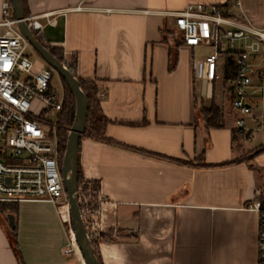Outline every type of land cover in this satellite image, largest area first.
I'll return each mask as SVG.
<instances>
[{
  "label": "crops",
  "instance_id": "0c3cea01",
  "mask_svg": "<svg viewBox=\"0 0 264 264\" xmlns=\"http://www.w3.org/2000/svg\"><path fill=\"white\" fill-rule=\"evenodd\" d=\"M25 1L27 16L83 7L59 15L43 32L46 45L62 51L78 78L95 83L109 121V140L83 135L78 151L81 180L100 187L106 200L102 221L113 232L97 249L102 264H257L259 217L247 204L261 194L264 151L255 150L264 138L250 141L255 132L264 136V129L238 135L232 105V122L224 116L222 128H207L200 105L210 101L196 93L194 49L167 36V12L188 3L232 11V1ZM232 13L261 26L264 0H240ZM221 93L222 104H230ZM62 210L67 219L68 210ZM7 213L0 212V264H19ZM15 222L24 264H74L63 253L66 232L55 205L23 202Z\"/></svg>",
  "mask_w": 264,
  "mask_h": 264
},
{
  "label": "built area",
  "instance_id": "2783aa9c",
  "mask_svg": "<svg viewBox=\"0 0 264 264\" xmlns=\"http://www.w3.org/2000/svg\"><path fill=\"white\" fill-rule=\"evenodd\" d=\"M231 1L232 11L239 10L240 0ZM82 8L78 5L25 16L24 21L45 45V25H56L59 15ZM232 11L219 4L188 3L182 10L166 14L183 45L212 49L202 57H195L194 52L192 55L191 75L199 83L198 99L211 101L216 86L222 85L239 114L235 121L237 133L246 137L264 129V23L257 26ZM17 23L10 3L4 0L0 19V203H51L63 223L66 218L62 206L69 209V205L60 173L57 119L64 94L52 86L54 71L38 58ZM228 57L235 76L225 85ZM70 128L64 129L69 133ZM76 201L89 241L98 249L113 236L102 221L105 197L97 184L81 180ZM247 208L258 213L257 264H264V205L255 198Z\"/></svg>",
  "mask_w": 264,
  "mask_h": 264
},
{
  "label": "water",
  "instance_id": "95a60500",
  "mask_svg": "<svg viewBox=\"0 0 264 264\" xmlns=\"http://www.w3.org/2000/svg\"><path fill=\"white\" fill-rule=\"evenodd\" d=\"M10 1L14 17L18 20L17 26L19 30L25 35L24 37L29 45L35 50L41 60L49 65V67L55 71L62 80H64V83L67 85L75 99V115L70 131L67 134L65 150L60 165V173L62 181H64V190L68 200L71 228L75 235V240L80 249L81 255L85 264H100L84 229L80 216V209L76 201V191L79 183L78 151L80 139L84 135L86 127L88 110L87 97L81 90L79 81L74 73L67 68L62 61L52 55L48 48L36 39L31 30L27 27V24L24 21L25 15L22 0ZM6 218L10 228L15 229L17 223L15 222L14 214L7 213Z\"/></svg>",
  "mask_w": 264,
  "mask_h": 264
},
{
  "label": "trees",
  "instance_id": "16d2710c",
  "mask_svg": "<svg viewBox=\"0 0 264 264\" xmlns=\"http://www.w3.org/2000/svg\"><path fill=\"white\" fill-rule=\"evenodd\" d=\"M7 1L11 5V1L10 0H7ZM22 5L24 6L23 7L24 15L27 16L28 6H26L25 0H22ZM37 39L42 42L40 38H37ZM178 41L181 43L179 37H178ZM44 46L48 48V50L51 52L52 55H54L57 59H59L60 61L64 63L63 53L59 48L50 47L46 44ZM175 57L173 60V64L169 66V70H172L175 65V62H176ZM72 67H73V64L68 65V68L74 73V71L72 70ZM74 75L76 76L75 73ZM234 76H235V68L233 67L231 59H229L228 57L226 61V65H225L224 84L227 85L230 82H232V80L234 79ZM77 79L79 81L81 90L87 97V102H88V110H87L86 127L84 130V136L93 138L95 140L96 139L97 140H109L107 139L105 135V128L109 121L107 120V118L105 117V115L103 114L101 110L99 97H97L98 91L95 86V83L91 81H85V80L83 81L82 79L78 77ZM62 82H63L62 90L64 94V101H63V105L61 108L62 110H60L58 119H57V124L60 127V129L57 131V137H58L59 153H60L61 161H62V157L64 154L67 134H68L64 128L71 127L73 123L74 115H75V99L72 96V93L67 87V85L64 83V80ZM200 113H201V116L207 128H222L224 126V116L225 115H223L222 108L216 104L214 98L210 101V104L208 106L203 105L200 108ZM261 151H264V145L259 146L255 150V152L257 153ZM78 177H79L78 182L80 183L81 177H80L79 170H78ZM258 198L264 205V192H262ZM0 212L1 213L10 212L16 216L18 212V204L10 203V202L0 203ZM8 235H9L11 247L13 249V252H15L14 254L19 264H24L22 257H21L19 247H18V242H17V228L15 227V229H11L10 226H8ZM77 249H78V253L80 257L82 258L78 245H77ZM95 255L99 263L102 264L98 251L97 252L95 251Z\"/></svg>",
  "mask_w": 264,
  "mask_h": 264
},
{
  "label": "rangeland",
  "instance_id": "374dc122",
  "mask_svg": "<svg viewBox=\"0 0 264 264\" xmlns=\"http://www.w3.org/2000/svg\"><path fill=\"white\" fill-rule=\"evenodd\" d=\"M246 18H248L250 21L252 19V18L247 17V16H246ZM42 22H45V20H42ZM252 22L254 23V21H252ZM255 23L261 24L259 20L256 21ZM1 32H2V28H0V33ZM167 33H168L167 36L170 37V39L173 42L178 43V35L176 34L175 31H173L172 29H169L167 31ZM210 52H212V49L209 48V47L197 46V47L194 48V56L197 57V58L198 57H202V56H204V55H206V54H208ZM35 54L37 55L36 52H35ZM35 54H34V57H35ZM38 58L41 59L39 56H38ZM43 63H45V62L43 61ZM62 81L63 80H61V78L59 77V75L54 71V73H53V79H52V86L55 89H57V90H62V85H63V82ZM195 85H196L195 86L196 93L198 95L199 83H195ZM222 91H224V88H223L222 85L219 84L218 86H216V88H215V102L218 103V104H220V105L222 104L221 101L223 100V94L221 93ZM209 104H210V102L209 103L206 102V104H204V105L208 106ZM222 105L224 106L223 107V109H224L223 112H224V115H225L226 120L232 122L233 121V119H232L233 117H232V115L230 116L229 111H228V107H230L231 103L230 104L228 103V105H227L226 101H224ZM202 106L203 105L201 104L200 105V108ZM263 138H264V136H262L261 133L255 132V135L251 139L250 144H254V145L255 144H258L259 142H261V140H263ZM260 192L261 193L264 192V182H262V181L260 182ZM63 204H65V203H62L61 205H63ZM63 226H64L65 232H66L65 246H64V249L63 250L65 252H68V254H66V255H68L69 257H71V259L73 260V263L74 264H81V262L77 259L76 254L73 253L74 251L72 250V248L70 246V243H69V238L68 237H69V234H70V237L73 239L74 243L76 244L73 231H70L71 233H69V229L71 227L70 220H66V222H63ZM76 246H77V244H76ZM92 248L94 249V252L95 251L96 252L98 251L96 247H93L92 246Z\"/></svg>",
  "mask_w": 264,
  "mask_h": 264
},
{
  "label": "bare ground",
  "instance_id": "6f19581e",
  "mask_svg": "<svg viewBox=\"0 0 264 264\" xmlns=\"http://www.w3.org/2000/svg\"><path fill=\"white\" fill-rule=\"evenodd\" d=\"M62 207H64L66 210H68V215H67V219L69 218V209H68V207L66 206V205H63ZM64 216H66V215H64ZM66 219V220H67ZM70 231H72V230H70ZM69 233H71V232H69ZM74 234V233H73ZM74 237H75V235H74ZM76 241V240H75ZM69 242H70V246L72 247V249H73V253H75L76 255H79V253H78V249H77V246H76V244L74 243V241H73V239L70 237V234H69ZM80 250V249H79ZM83 258V257H82ZM84 260V259H83ZM84 263H85V261H84Z\"/></svg>",
  "mask_w": 264,
  "mask_h": 264
}]
</instances>
